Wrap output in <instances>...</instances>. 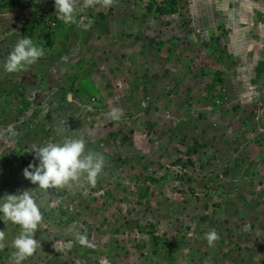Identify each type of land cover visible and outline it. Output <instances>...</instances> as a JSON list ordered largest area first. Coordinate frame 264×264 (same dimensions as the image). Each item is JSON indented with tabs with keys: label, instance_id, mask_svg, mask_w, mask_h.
Here are the masks:
<instances>
[{
	"label": "rangeland",
	"instance_id": "374dc122",
	"mask_svg": "<svg viewBox=\"0 0 264 264\" xmlns=\"http://www.w3.org/2000/svg\"><path fill=\"white\" fill-rule=\"evenodd\" d=\"M6 1L0 0V196L36 187L23 170L38 163L32 150L48 142L83 139L87 151L105 158L95 185L82 178L34 189L43 216L40 247L23 264H244L234 252L220 260L237 248V236L217 234L203 212L225 210L232 199L264 204V93L251 104L234 92L243 74L224 44L232 31L218 24L219 7L207 0H112L108 7L96 0L84 7L77 0L75 21L64 24L54 0H21L13 9ZM260 5L264 0L253 3L254 13ZM198 25L199 32L218 31L195 40L188 28ZM116 27L120 37L106 38ZM252 31L250 47L264 40V25ZM23 37L45 55L7 73L3 63ZM263 52L253 54L256 72ZM135 63L132 75L126 64ZM143 103L150 109L138 110ZM114 109L123 112L120 121L110 118ZM186 204L203 211L181 223ZM0 230L7 233L0 264H13L18 226L0 222ZM247 247L246 264H264Z\"/></svg>",
	"mask_w": 264,
	"mask_h": 264
},
{
	"label": "clouds",
	"instance_id": "9594fccd",
	"mask_svg": "<svg viewBox=\"0 0 264 264\" xmlns=\"http://www.w3.org/2000/svg\"><path fill=\"white\" fill-rule=\"evenodd\" d=\"M112 0H103L105 7ZM96 0H83L84 7H92ZM55 15L64 24L75 21L78 10L77 0H54ZM45 55V50L37 46L31 37L19 39L3 63L7 73L27 70ZM91 110V108H89ZM123 112L114 109L110 113L113 121H120ZM38 162L29 164L23 170L26 180L36 186L19 193H6L0 196V222L18 226V235L12 241L13 264H23L40 247L36 238L43 216L41 206L34 195L35 190L61 189L78 183L82 178L95 185L105 167V158L99 152L87 151L83 139L71 138L62 142H48L32 150ZM6 231L0 230V248L6 247ZM209 243L216 239L215 231L206 234Z\"/></svg>",
	"mask_w": 264,
	"mask_h": 264
},
{
	"label": "crops",
	"instance_id": "0c3cea01",
	"mask_svg": "<svg viewBox=\"0 0 264 264\" xmlns=\"http://www.w3.org/2000/svg\"><path fill=\"white\" fill-rule=\"evenodd\" d=\"M257 2L261 3L262 0H207V4H206V6L208 7H211L214 4H216V6L219 7V10L221 11V13L217 21L218 24L225 25L227 28L231 29L232 31L231 35H229L227 39L224 40V44L233 50V58L239 59L238 61L239 64L237 67H235V70H239L243 74V78H239V80H242V81L240 82L239 86L234 87V92L237 95L244 94V96L247 97L246 101H249V102L251 101V104H253L254 101L256 102L260 101V95L264 93V79L262 78V75H261V70L264 72V65L261 67V70L256 72L254 70L255 67H259L260 65H258L257 62L253 60L254 53L260 54L264 50V40H260V44L254 47H250L247 45L249 39L252 37V35L250 37L248 34V33L253 32L252 26H255V25L257 26L259 24L264 25V6L260 5L262 7L261 13H258V12L254 13L255 7H253V3H257ZM118 20H122V18H116L115 22H117ZM132 20H134L133 17L130 19V21ZM138 23L139 22H137V24L135 25L131 23L133 26V32L139 31ZM194 28L195 30H192L191 28H188V30L190 34L193 36V38L195 37V40L203 39V37H204V40L205 39L207 40L210 37V34H208L210 30L218 31V29L214 28L213 26H210L208 28V31L206 32H199L198 30H196L197 28H200V25ZM243 28H244V32L242 34ZM249 29H251V31ZM121 31L122 29L116 27V31L108 32V35H106L108 37L106 38L111 37V39H113L116 37H120L119 35H121ZM232 37L234 38L232 39ZM254 37L259 39L257 36H254ZM261 39H264V36H262ZM140 41L141 40H138L137 46H139ZM126 66L131 69L132 75H134V73L136 74L137 71L139 70L138 63L133 64V66L131 65L128 66L126 64ZM62 73H60V76L62 75ZM65 77H67L68 79L69 75L66 73ZM231 89L233 90V88ZM63 94H64V91H63ZM72 94L70 93L69 98H72V99L76 98V99L81 100L80 97H76L75 94L73 95ZM81 97L83 98V92H81ZM239 98L241 100V96H239ZM158 103H159L161 112H167V109L165 108L166 100H163L162 102H158ZM142 108L150 109L148 103L146 104L143 103L140 109L138 110L144 111L142 110ZM169 108H170V105H168V110ZM216 118L217 116L213 114L212 119H216ZM253 123H254V119H252L251 121V124ZM260 131H262L261 128H260ZM243 138L244 137H242L241 139ZM246 143L250 144L248 139H246V142L244 143L245 147H246ZM249 149L251 150L252 148L250 147ZM224 182L225 180L223 181V187L226 189ZM212 188H214V186ZM180 189H181V192L178 191L180 193V196H184L187 194V193H182L184 192V188H182V186L180 187ZM199 196H201V193H199ZM212 197H214V195L211 192V195L209 196V198H212ZM249 201L250 199L247 202H240L239 200L233 201L232 199L230 204L226 206L225 210L219 209L217 211H214L209 207V209L206 212H203V214L204 213L206 214V217L208 218V223L212 226V229L218 228L217 230H219V232L217 231V234L220 235V230H221V231H226V232H229V231L234 232V236H237L238 240L235 239L237 241V244L233 245V246H236L237 248L234 249V251H232L233 249L232 247L231 255H227V254L222 255L220 256V260H222L223 257L225 256L227 257V259H232V255L234 252L240 258L239 261L241 263L246 264L247 258L245 255V251L249 249L247 246H251L252 251L256 255V259L259 262L261 261L264 262V204H261L259 206L256 205L257 206L256 207L255 205L251 203L248 204ZM236 204H238V206H236ZM194 209L195 211H193L192 204L182 205V209L179 211V214L181 215V218H180L181 223H183L184 220L188 218V216H193L192 212L196 213V211L197 212L203 211L202 208H200V206L198 205H196ZM253 209H256L257 211L256 210L253 211ZM181 226H186V225L183 224ZM253 236H255L254 239H253ZM202 245L203 244H201V246Z\"/></svg>",
	"mask_w": 264,
	"mask_h": 264
},
{
	"label": "trees",
	"instance_id": "16d2710c",
	"mask_svg": "<svg viewBox=\"0 0 264 264\" xmlns=\"http://www.w3.org/2000/svg\"><path fill=\"white\" fill-rule=\"evenodd\" d=\"M21 0H8L4 3V6L9 7L11 9L16 8L20 5Z\"/></svg>",
	"mask_w": 264,
	"mask_h": 264
}]
</instances>
